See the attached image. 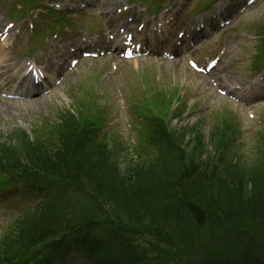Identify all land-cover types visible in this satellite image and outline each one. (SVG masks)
I'll list each match as a JSON object with an SVG mask.
<instances>
[{"label":"trees","instance_id":"trees-1","mask_svg":"<svg viewBox=\"0 0 264 264\" xmlns=\"http://www.w3.org/2000/svg\"><path fill=\"white\" fill-rule=\"evenodd\" d=\"M199 132H194V149L186 153L180 147L185 131L174 136L167 133L161 122H156L152 126L151 139L158 142V146L147 151L153 158L144 156L139 162L131 163L128 174L120 177L115 176L120 172L119 156L114 154L111 160L103 150H97L96 170L92 175L96 185L87 186L74 196L83 203V212L80 213L83 222L65 221L67 217L61 214L60 206L63 201L53 200L51 207L56 209V214L48 216L46 229L52 231L59 222L75 232L84 223H92L90 227H82L78 251L88 264H149L138 256L137 251L142 241L151 237L160 241L156 256L170 255L169 264H198V258L208 251L209 245L203 243L177 249L172 235L179 226H203L209 218L215 223L216 220H225V224L233 221L246 228H264V179L255 178L250 186L246 174L226 164L227 154L224 151L232 149L231 133L226 128H216L212 134L218 152L217 164L210 157L200 160ZM117 187L126 193H144L132 197L128 205H123L114 198L117 197ZM145 191H155L159 195ZM99 205L104 212H100V217H95L91 212ZM24 228L19 227V231L26 232ZM242 231L228 233L223 240H239L244 245L252 240L255 243L253 235ZM88 232L93 234L88 235ZM26 233L27 237L23 239H18L22 235L11 236L3 243L0 264H12L23 240L27 244L18 252L20 254L15 257L13 264H54L55 261L49 257L43 258L36 254L37 235ZM56 247L61 251L51 250L53 257L61 260L66 257V249L72 248L66 242ZM242 254L246 255L233 264H264V260L256 259L255 253L249 249ZM208 264L230 262L221 259Z\"/></svg>","mask_w":264,"mask_h":264},{"label":"rangeland","instance_id":"rangeland-1","mask_svg":"<svg viewBox=\"0 0 264 264\" xmlns=\"http://www.w3.org/2000/svg\"><path fill=\"white\" fill-rule=\"evenodd\" d=\"M103 2L107 6V0H103ZM125 2L126 0H116L112 3V6L120 8V6ZM253 11L254 10H250L244 17H242L238 22L235 23L237 26H240L237 31L239 34H243L246 31L244 30V27L247 28L249 26L251 14L253 13ZM241 38L242 37H239V39H237L236 37H231L229 39V53L227 61L225 65L221 67L216 73V75H218V78H221L222 81H218V78L214 76H212V78L207 77L209 81L216 79V81L214 82L216 86L214 87L217 90L220 87L225 88L226 86H228L231 80L236 78L237 74H244L245 70L248 68L246 57L249 56V58H251V55L248 52H250L251 49L253 52V43L247 42V37H245L244 40H242ZM253 53L255 54V52ZM184 64L185 67L188 68L187 63ZM145 70H148L151 79L155 80V88L159 90L161 89L164 93H169L174 89L172 87H177L178 92L185 95L188 100L193 99V102H191L193 105L190 112L179 121L177 119L173 121L174 124L172 126L174 128L179 129L186 125L190 126L195 123L196 120L203 117L205 119L204 132H206L209 129L210 120L211 123H215L218 119H220L218 117V112H220L221 110H225V108L229 105L228 100L230 98L227 95H223L219 92L215 95H210L209 91L205 87V84L209 83L208 80L206 79L207 81H204V84L202 79L193 78L191 74L188 73V76L192 78L190 79L187 76V72H185L182 64L165 63L164 61L156 62L155 64H153L151 60H143L137 61L133 64H128L127 66L120 69V88L122 89L126 97L132 119L135 114H138L137 106L141 102V95L139 90L136 89L135 86H132L130 84V81L133 79H139L141 73ZM89 78L90 82L88 83V85H92L93 88L100 83V80L95 77ZM82 81H84V77L79 79L78 76H75L67 82L64 87L65 90L61 92V95L65 98V102L67 100L71 101V98H66L68 94L67 87H79ZM209 85L210 83L207 84V87H209ZM202 89H205V91H207L203 92L201 91ZM101 90V96L103 97V99L108 101L105 110L109 111V118L111 119V121H118L119 125L117 127L119 129H123L126 132V129L122 125L121 113L119 110L118 102L116 101L115 87L112 83V80L103 81L101 83ZM178 92H176L175 97L178 95ZM134 96L137 97V100L133 99ZM52 109L53 106L46 107L47 111H51ZM261 111H264V109L259 110V112ZM224 114L225 113H223V115ZM1 115H3L4 119H6V114L1 113ZM1 115L0 125L2 123ZM233 115L237 116L240 122H244L243 118L239 117L235 111L233 112ZM135 123L137 125L138 122ZM1 229L2 228L0 227V230Z\"/></svg>","mask_w":264,"mask_h":264},{"label":"bare ground","instance_id":"bare-ground-1","mask_svg":"<svg viewBox=\"0 0 264 264\" xmlns=\"http://www.w3.org/2000/svg\"><path fill=\"white\" fill-rule=\"evenodd\" d=\"M6 61H7V59H3L1 63H4V62H6Z\"/></svg>","mask_w":264,"mask_h":264}]
</instances>
